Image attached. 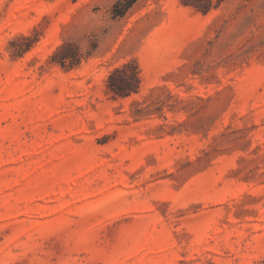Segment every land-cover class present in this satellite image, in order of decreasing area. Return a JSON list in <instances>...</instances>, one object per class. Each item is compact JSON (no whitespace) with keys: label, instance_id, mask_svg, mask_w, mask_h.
Returning a JSON list of instances; mask_svg holds the SVG:
<instances>
[{"label":"rangeland","instance_id":"1","mask_svg":"<svg viewBox=\"0 0 264 264\" xmlns=\"http://www.w3.org/2000/svg\"><path fill=\"white\" fill-rule=\"evenodd\" d=\"M129 2L0 0V264H264V0Z\"/></svg>","mask_w":264,"mask_h":264},{"label":"trees","instance_id":"2","mask_svg":"<svg viewBox=\"0 0 264 264\" xmlns=\"http://www.w3.org/2000/svg\"><path fill=\"white\" fill-rule=\"evenodd\" d=\"M135 1L131 0V2L124 5L120 10H117V5H115L113 16L121 17ZM210 2L211 0H183V4L192 6L203 13L208 10ZM59 52L60 49L58 48L53 57H56ZM57 62L63 68H71L76 64L77 59L74 55L64 56L58 59ZM140 83L141 79L137 65L133 62H127L114 68L108 74L105 81L106 93L110 94L113 99L126 97L132 93H137L140 88Z\"/></svg>","mask_w":264,"mask_h":264}]
</instances>
